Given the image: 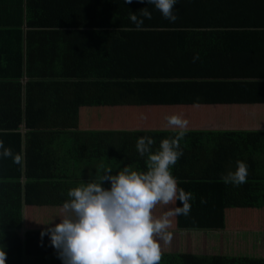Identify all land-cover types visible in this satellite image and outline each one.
Returning a JSON list of instances; mask_svg holds the SVG:
<instances>
[{
    "label": "crops",
    "instance_id": "obj_1",
    "mask_svg": "<svg viewBox=\"0 0 264 264\" xmlns=\"http://www.w3.org/2000/svg\"><path fill=\"white\" fill-rule=\"evenodd\" d=\"M4 1L0 0V24L12 32L21 31L23 39L18 43L15 39L0 42V68L18 80L21 102L30 100L28 107L24 105L25 109L35 107L36 113L42 109L44 122L49 124L47 129H52L51 124H59L55 115L65 101L62 97L71 96L70 100L74 101L71 107L77 113L76 126L79 131L244 132L248 135L239 149L249 152L259 149L264 137V44L257 40L254 43L245 41L249 39L245 30L237 29L229 22L209 27L195 20L196 24L191 25L192 32L202 35L203 28L209 27L216 31L218 40H222L224 35L220 32L225 31L226 48L224 52L219 51L222 45L217 43L216 51L191 52L178 51L176 30L173 29H159L152 33L137 30L119 38L88 29H65L72 32L71 75L65 78L62 71L67 67H63L62 63H69L65 47L66 33H49L52 42L36 32L29 33L25 40L24 30L29 26L22 22L15 25L17 20L13 21L9 14H13L16 6L6 5ZM139 36L150 37L138 44ZM206 36L210 35L207 33ZM191 44L194 47L195 40ZM17 55L21 69L17 67ZM194 56L197 57L195 60ZM19 70L18 76L12 77ZM26 70L30 71L32 77L24 73ZM50 71L54 75H50ZM38 79L48 81V84H63V87L57 88V92L53 89L50 92L42 88H27V81H40ZM106 82L108 87L106 84L101 86ZM67 83L72 84L71 89H68ZM125 83L130 87L125 88ZM222 87L224 90L219 94ZM210 92H215L219 97L206 98L213 97L209 96ZM174 115L185 122L183 129L167 123V117ZM26 131L27 128L21 125L19 132L23 141ZM40 131L39 142L45 146L42 151L41 147L38 148L39 153L35 150L34 154L50 160L48 169L53 174L73 177L66 181L28 185L25 178L21 179L20 191L23 194L18 215L22 219L23 229L16 234L22 241L27 230L41 231L44 225L62 215L60 205L68 199V189L87 181H99L105 172L112 174L118 171L110 168L111 163L107 165L84 158L78 160V154L71 149L69 137L53 136L54 132L48 130ZM185 150L174 164L181 174L186 170L191 175H198L207 170V155ZM214 157L220 158L224 164L211 176H224L234 171L237 161L244 162L247 169L254 162L249 154L218 152ZM258 157V160L264 161V154ZM198 162H201V166L194 167ZM134 168L130 169L136 170ZM249 173L247 170L246 179L251 175ZM103 186L107 187L108 183L105 182ZM9 190L3 188V192ZM175 209L174 198L167 204L157 203L151 210L153 218L167 219V227L157 238L160 257L181 254L188 258L196 257L201 262L209 257H231L255 259V263L264 264V207L226 208L222 230H177ZM9 217L8 213L6 219ZM38 237L42 239L40 235ZM14 238L10 233L0 232V248L4 249L5 255L9 243L4 239ZM43 240L46 242L39 243V252L56 251L51 247L47 235ZM9 261L10 257H6L5 264H12Z\"/></svg>",
    "mask_w": 264,
    "mask_h": 264
},
{
    "label": "trees",
    "instance_id": "obj_2",
    "mask_svg": "<svg viewBox=\"0 0 264 264\" xmlns=\"http://www.w3.org/2000/svg\"><path fill=\"white\" fill-rule=\"evenodd\" d=\"M4 4L16 6L13 14H9L13 21L17 20L15 25H20L22 22L29 26V29L24 30L25 40L28 39L29 33L36 32L42 33L45 40L52 42L53 38L48 35L49 33H66L65 47L69 63H62L63 67H67L62 71V76L65 78L70 77L72 68L70 36L72 32L65 29H88L106 35H114L116 38L126 37L137 30L142 31L141 33H152L159 29H173L176 30L178 51H216L217 43H219L222 45L219 51L224 52L226 48L224 45L225 36H227L225 31L220 32L224 37L222 40H218L216 31L209 27L229 22L237 29L247 32L250 40L246 39L245 41L254 43L257 40L258 43L264 44V0H177V4L174 5L176 19L173 21L162 18L152 5H145L141 0H131L130 3H125L124 0H5ZM144 8L150 12V18H144L141 15ZM133 15L142 21L139 26L130 19ZM195 20H198L200 25L209 26L203 28L202 35L191 30V25L196 24ZM32 28H35V31ZM181 29L187 30L181 31ZM207 33L210 36H206ZM149 37L139 36L137 43L141 44L149 40ZM7 39H15V42L18 43L23 39L22 32L17 30L12 32L11 29H6L0 24V42L4 43ZM194 40L196 45L193 47L191 41L194 43ZM112 41L115 40L112 38ZM17 59V67H19L21 65H18L20 62L18 55ZM7 63L9 62L7 61ZM0 69V142L11 152L8 157L0 156V232L10 233L15 237L10 240L4 239L9 243L7 245L9 250L5 256L10 257L9 262L12 264H61L56 251L45 252L43 250L44 252H39V243L46 242L43 240L44 237L39 240L38 235L41 231L27 230L24 233V241L19 240V236L16 234L23 229L22 219L18 215L20 214L18 206L21 205V194H23L22 190L20 191L21 179L25 178V183L28 185L31 183L40 184L44 181H66L73 177V175L53 174L48 169L50 160L47 157L40 158L34 154L35 150L39 153L38 148L41 147L42 151L45 146H41L39 142L38 137L42 132L40 130L54 132L53 136L69 137L72 143L71 149L78 154V160L84 158L108 163L107 165L111 163L109 166L113 171L116 169L119 171L125 166L129 169L134 166L135 171L138 172L146 171L147 157L137 154L136 139L150 137L153 141L150 151H155L162 139L177 138L178 132L79 131L76 126L77 113L75 108L71 107L74 103L73 100H70L71 96H64L62 98L65 101H59L62 102V106L55 115L59 124H51L52 129H47L49 124L44 122L45 116L41 113L42 109H39L37 113L35 107L25 109L30 100L21 102V93L19 92L21 85L18 80L8 76L5 69ZM20 72L21 70L16 71L12 77H17ZM24 73L32 77L29 70ZM49 74L54 75L53 71H50ZM36 75L41 77L40 74ZM105 84L108 87V82L102 83L101 86ZM124 86L125 88L130 87L128 83H125ZM60 87H63V84L54 82L48 84V81L44 80L27 81V88L31 89L42 88V90L50 92L53 89L57 92L59 91L57 88ZM67 87L71 89L72 84L67 83ZM223 90L224 87L219 90V94ZM209 96L213 97L206 98L219 97L215 92H210ZM71 102L72 104L67 107ZM21 125L27 128L24 141L19 132ZM246 135L248 134L244 132L183 131V135L177 139L178 150H181V153L186 149L192 150V153L207 155L205 161L208 165L207 170L198 175H191L186 170L181 174L178 167L170 166V172L177 182L178 195L190 194V198L187 200L190 205L187 215L176 214L175 216L177 230H222L226 208L264 207V161L258 160L259 154H264V137L260 142L259 149L249 152L239 149ZM186 150L185 152H189ZM218 152L252 156L254 162L247 169L251 173L249 178L246 179V177L242 184L234 185L231 182L225 183L222 179L223 176H211V174L215 175L216 170L221 169L224 164L220 158L214 157V154ZM16 156L20 157L19 162H14ZM77 162L79 163V161ZM200 166L201 162L194 165V167ZM4 187L10 190L3 192ZM231 195L233 196L230 197ZM10 198L11 200H9ZM11 204L15 207L10 206ZM180 206V200L175 199V207ZM8 213L10 217L6 219ZM14 243L15 245H13ZM203 260L201 262L196 257L188 258L181 254H174L160 257L159 264H257L255 259L231 257H209Z\"/></svg>",
    "mask_w": 264,
    "mask_h": 264
},
{
    "label": "clouds",
    "instance_id": "obj_3",
    "mask_svg": "<svg viewBox=\"0 0 264 264\" xmlns=\"http://www.w3.org/2000/svg\"><path fill=\"white\" fill-rule=\"evenodd\" d=\"M130 3L131 0H124ZM152 5L162 18L173 21L177 0H141ZM144 18L150 12L141 11ZM130 19L139 26L135 15ZM197 57H193L195 60ZM167 123L183 129L185 122L178 116L167 117ZM177 138L162 139L155 151L150 137H138L135 150L147 157L146 171L130 170L127 166L115 174L105 172L99 181H87L68 189V199L60 205L62 215L44 225L40 237L47 235L51 247L56 250L61 264H159L160 252L157 238L167 227L166 217L153 218L151 210L157 203L167 204L174 198L181 206L175 214L187 215L190 194L178 195L177 182L170 172L181 152ZM11 155L10 149L0 142V156ZM20 157H14L19 162ZM247 166L236 162L234 171L225 174V183L242 184ZM107 182L108 186L104 187ZM0 264H5V251L0 248Z\"/></svg>",
    "mask_w": 264,
    "mask_h": 264
},
{
    "label": "rangeland",
    "instance_id": "obj_4",
    "mask_svg": "<svg viewBox=\"0 0 264 264\" xmlns=\"http://www.w3.org/2000/svg\"><path fill=\"white\" fill-rule=\"evenodd\" d=\"M259 222H261V220H259Z\"/></svg>",
    "mask_w": 264,
    "mask_h": 264
}]
</instances>
